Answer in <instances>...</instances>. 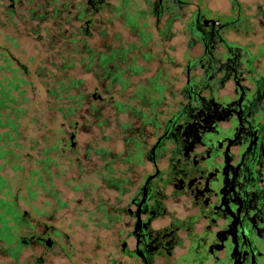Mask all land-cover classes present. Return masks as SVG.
<instances>
[{
	"label": "flooded vegetation",
	"instance_id": "obj_1",
	"mask_svg": "<svg viewBox=\"0 0 264 264\" xmlns=\"http://www.w3.org/2000/svg\"><path fill=\"white\" fill-rule=\"evenodd\" d=\"M7 1L11 10L16 0ZM118 1L78 0L72 19L83 23L68 37L80 36L97 67L99 57L112 55V68H125L119 46L95 51L85 38L93 22L101 34L119 13L124 24L136 16L143 42L151 37L145 25L161 39H179L176 87L166 100L157 71L131 83L133 106L113 99L115 111L128 109L135 123L122 124L120 145L84 148L80 175L95 183L78 199L80 219L29 199L27 210L0 187V247L10 260L0 264H264V40L263 51L254 50L260 29L264 36V0H141L130 12L122 5L124 13ZM64 5L51 7L53 40L70 20ZM129 63L119 79L105 81L124 89L143 69L133 54ZM42 158L49 160L39 168L48 173L51 158ZM31 178L37 185L53 180ZM79 230L94 239L75 240Z\"/></svg>",
	"mask_w": 264,
	"mask_h": 264
},
{
	"label": "rangeland",
	"instance_id": "obj_2",
	"mask_svg": "<svg viewBox=\"0 0 264 264\" xmlns=\"http://www.w3.org/2000/svg\"><path fill=\"white\" fill-rule=\"evenodd\" d=\"M58 1H54V6L51 4L39 6L40 0H16L11 10H8V1L0 0V44L8 48L22 64H20L19 70L26 82L28 98L25 115L20 118V133L24 136L16 139L22 148H12L14 153L18 152L17 155L14 157L7 152L4 157L8 160H0V185L2 183L8 187L11 194L19 195L24 201L22 207L27 210H30V204H27L28 202L25 200L29 199L33 206L44 208V210L48 209L49 212L57 209L55 214L59 215L64 211L76 214L77 212L74 211L80 210L82 205L78 199L86 190L90 189L91 184L93 187V183H95L94 180H87L80 175V160L84 148L97 145H120L121 142L116 141V138L121 135L122 124L135 123V118L131 116L128 109L121 113L115 111L113 99L118 98L129 103V107L130 104L133 106L132 100L129 101L127 98L131 90V83L139 79L144 81L147 77L152 78L159 71L160 81L165 84V99L169 100L170 91L176 87L178 69L175 64L180 59L181 49L179 39H161L152 29V25L144 27L145 31L150 32L151 37L146 39V43L140 40L136 33L137 29L143 25L136 16H128V21H130L126 22L128 25L123 23L122 15L119 13L116 23L105 22L102 24L101 34L96 32V23L93 22L90 25L92 34L85 38L89 48L95 51L102 47L106 49L105 45L128 48L130 50L126 52L127 63L133 54L136 56V62L143 66L140 75L130 76L129 85L120 90L118 85H109L105 81L109 79L103 77V69L96 66L95 58L89 63L87 54L83 51L84 46L80 36L68 37L70 31L77 33V29L83 23L82 20L72 19L75 13H79L75 6L78 0ZM62 2L65 5L61 7L60 12L68 11L70 20L64 21L60 25V31L64 35L58 37V40H53L52 34H58V31L57 27L55 29L51 26V7L58 8ZM254 3L255 0H251L247 4L252 6ZM119 4L120 0L118 8L123 13L124 7L129 12L133 5L143 7L141 0H126L123 8ZM31 8H34L35 11H30ZM39 12L45 13L48 20L41 22L30 19L33 13ZM221 17L224 18V15L221 14ZM131 24L135 27L134 29L130 26ZM262 32L260 29V41L254 46V50L258 53L263 51L264 36H261ZM66 37L67 39L73 38L72 40L75 41L67 43V41L65 42ZM130 44L133 47H130ZM70 57L73 59L72 62L69 61ZM64 64H66L65 67H63ZM119 65L123 66V63L119 62ZM62 76L67 77L64 79L66 83L72 78L81 80V82L75 88L63 92L59 100H55L54 96L48 94L46 88L54 86L55 79L62 78ZM79 93L82 95L79 111L81 114L67 115L54 109L59 104L67 106L70 101L66 96ZM94 93L97 95L93 96ZM90 105L96 107L93 114L88 112ZM71 133H73L71 140L74 147L62 149L63 144H69ZM13 142L10 141V145ZM53 143L56 144L54 148L47 147ZM10 145L7 149L11 147ZM43 150L45 151L43 152ZM44 154L51 158L48 173L39 168V162ZM37 161L38 164L35 163ZM14 163L22 168L12 167ZM35 168L42 178L48 174L52 175V182L43 181V185H37L31 181L32 176H38L37 173H32ZM68 178L71 180L65 181ZM45 193L50 195L46 196ZM76 215L80 219V215ZM95 234L83 233L79 230L71 233V236L75 240L91 242ZM2 253L3 250L0 247V262H9V259L2 257Z\"/></svg>",
	"mask_w": 264,
	"mask_h": 264
},
{
	"label": "trees",
	"instance_id": "obj_3",
	"mask_svg": "<svg viewBox=\"0 0 264 264\" xmlns=\"http://www.w3.org/2000/svg\"><path fill=\"white\" fill-rule=\"evenodd\" d=\"M125 1L126 0H120L119 6L122 7ZM56 10L57 8H55V11ZM30 11L34 12L35 9L31 8ZM46 17L47 15L45 13L39 12L33 13V15L30 16V19L37 21L40 20L41 22H44L48 20ZM143 38L144 37H142V39ZM66 41L73 42L75 40L66 39L65 42ZM130 47H132L131 44ZM129 50L128 48H119L118 54L120 56V61L124 64L125 67L121 69H119L118 67L115 69L112 68V65L116 63L113 60L114 58L112 55H103L99 57L98 64L102 65V75L104 78L112 80L114 79V77H117V79H119L121 74L124 73L125 70L132 65V63H127L126 61V52H128ZM87 57L89 63H91V61H93L94 59V56L91 54L87 55ZM72 60L73 59L70 57L69 61L72 62ZM20 64L21 63L18 61L17 57L13 55L8 48L0 44V160H8L4 157V154H6L7 152L15 157L18 152L14 153L12 148H22L21 144H19L16 139L24 136H22V134L20 133V118L25 115L27 108L26 103L28 101V98L26 96V82L20 75ZM65 65L66 64H64L63 67H65ZM65 78L67 77L62 76V78H56L54 86L46 88L48 94L54 96L55 100H59L63 92L69 91L70 88H75L77 84L81 82V80L72 78L66 83L64 81ZM66 97L70 101V104H68L67 106L59 104L58 106L54 107V109L67 115L74 113L81 114L79 113V111L82 95L79 93L72 94ZM113 103L114 105L120 106V103L118 101L113 100ZM63 110H65L66 112H64ZM95 110L96 107L94 105H90L88 107V112L90 114H93ZM10 141H14L13 144L10 145ZM8 145L11 146L9 147V149H7ZM54 145L56 144L53 143L47 147H52ZM44 151L45 150H43V152ZM47 160L49 159L42 158L40 161L46 162ZM12 167L19 169L22 168V166H19L15 163L12 164ZM2 185L3 184L1 183L0 187Z\"/></svg>",
	"mask_w": 264,
	"mask_h": 264
},
{
	"label": "water",
	"instance_id": "obj_4",
	"mask_svg": "<svg viewBox=\"0 0 264 264\" xmlns=\"http://www.w3.org/2000/svg\"><path fill=\"white\" fill-rule=\"evenodd\" d=\"M72 137H73V133H71L70 135H69V140H70V145H73V142H72Z\"/></svg>",
	"mask_w": 264,
	"mask_h": 264
}]
</instances>
